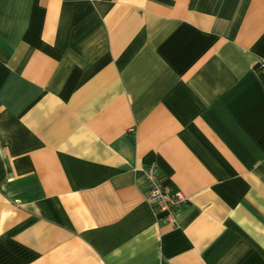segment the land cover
I'll return each instance as SVG.
<instances>
[{
	"label": "crops",
	"instance_id": "0c3cea01",
	"mask_svg": "<svg viewBox=\"0 0 264 264\" xmlns=\"http://www.w3.org/2000/svg\"><path fill=\"white\" fill-rule=\"evenodd\" d=\"M263 59L264 0H0V264H264Z\"/></svg>",
	"mask_w": 264,
	"mask_h": 264
},
{
	"label": "built area",
	"instance_id": "2783aa9c",
	"mask_svg": "<svg viewBox=\"0 0 264 264\" xmlns=\"http://www.w3.org/2000/svg\"><path fill=\"white\" fill-rule=\"evenodd\" d=\"M259 69L264 71V59L259 63ZM146 185L148 192L145 196L147 203L155 213H165V219L173 222L176 212L185 202L186 197L181 191H173L163 182L156 165H151L147 170Z\"/></svg>",
	"mask_w": 264,
	"mask_h": 264
}]
</instances>
